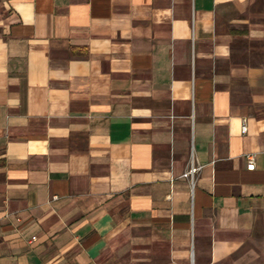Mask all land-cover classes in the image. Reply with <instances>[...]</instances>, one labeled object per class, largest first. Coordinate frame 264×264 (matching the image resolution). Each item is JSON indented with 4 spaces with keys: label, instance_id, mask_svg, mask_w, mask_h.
Instances as JSON below:
<instances>
[{
    "label": "crops",
    "instance_id": "obj_1",
    "mask_svg": "<svg viewBox=\"0 0 264 264\" xmlns=\"http://www.w3.org/2000/svg\"><path fill=\"white\" fill-rule=\"evenodd\" d=\"M0 264H264V0H0Z\"/></svg>",
    "mask_w": 264,
    "mask_h": 264
},
{
    "label": "built area",
    "instance_id": "obj_2",
    "mask_svg": "<svg viewBox=\"0 0 264 264\" xmlns=\"http://www.w3.org/2000/svg\"><path fill=\"white\" fill-rule=\"evenodd\" d=\"M246 130H247V128L244 125L243 126V132H246ZM249 159H250V162L248 164V170H254V168H255L254 159H253L252 156ZM201 168L202 167L200 165H197L192 160L191 163H190V166H189L188 170L183 174V177L188 180V182L190 183V185H191L192 188L195 185V182L197 180V177L199 175V172H200Z\"/></svg>",
    "mask_w": 264,
    "mask_h": 264
}]
</instances>
